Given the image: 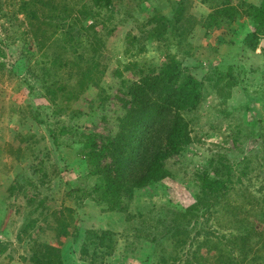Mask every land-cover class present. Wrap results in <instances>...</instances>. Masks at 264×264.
Instances as JSON below:
<instances>
[{
  "label": "rangeland",
  "instance_id": "obj_1",
  "mask_svg": "<svg viewBox=\"0 0 264 264\" xmlns=\"http://www.w3.org/2000/svg\"><path fill=\"white\" fill-rule=\"evenodd\" d=\"M227 2L237 19L210 20ZM260 2L0 0V264H264V32L256 48L243 44L244 10ZM169 65L196 97L181 112L189 140L166 161L170 175L132 187L123 211L100 203L86 142L115 135L118 96ZM173 119L154 112L156 135ZM214 165L232 166L228 191L189 212L197 174Z\"/></svg>",
  "mask_w": 264,
  "mask_h": 264
},
{
  "label": "trees",
  "instance_id": "obj_2",
  "mask_svg": "<svg viewBox=\"0 0 264 264\" xmlns=\"http://www.w3.org/2000/svg\"><path fill=\"white\" fill-rule=\"evenodd\" d=\"M94 1L98 6L110 4V0ZM25 14L36 16L33 11H26ZM239 14L237 7L227 2L215 8L208 17L210 20L220 19L231 23L237 19ZM244 14L250 18L253 30L246 33L243 44L254 49L261 42V34L262 31L264 32V0H261L258 6L248 5ZM180 76L181 73L177 66L169 65L164 69L163 78L156 76L152 79V75L147 74L141 77V81L133 82L126 96H118L123 112L122 115H118L122 121L119 125L120 130L115 135L101 134L86 142L89 148L87 172L100 179L99 184L94 187V190L100 194V203L123 211L125 208L121 206V203L124 204L132 187L140 188L153 184L170 175L166 161L179 154L183 145L189 140L188 124L184 121L181 112L193 108L194 101H196V97L193 100L190 97L194 94L192 87L174 86ZM150 80L152 85L148 87ZM186 80L188 85L196 83L194 78ZM156 88L159 89V94L162 92L163 96L160 102L153 104L149 102L147 94L149 90ZM166 108L174 111L173 122L162 135H156L160 131L156 129L157 124L151 121L153 113L164 112ZM223 167L224 171L214 165L212 174L208 169L197 174L200 194H198L197 203L188 208L189 212L197 210L198 204L202 203H205L208 208L216 204L222 195H225L229 188L228 184L233 180V169L230 165ZM76 231L75 228L74 233ZM207 234L210 238H207L201 245L205 244L210 247L213 245L212 234ZM239 238L240 236H233L227 240L224 236L225 241L228 242ZM195 251L188 253L189 259H192L191 255L197 258L196 253L199 249ZM189 263L194 264L195 261Z\"/></svg>",
  "mask_w": 264,
  "mask_h": 264
},
{
  "label": "crops",
  "instance_id": "obj_3",
  "mask_svg": "<svg viewBox=\"0 0 264 264\" xmlns=\"http://www.w3.org/2000/svg\"><path fill=\"white\" fill-rule=\"evenodd\" d=\"M3 210V204L0 205V211ZM3 264H8V263H3Z\"/></svg>",
  "mask_w": 264,
  "mask_h": 264
},
{
  "label": "water",
  "instance_id": "obj_4",
  "mask_svg": "<svg viewBox=\"0 0 264 264\" xmlns=\"http://www.w3.org/2000/svg\"><path fill=\"white\" fill-rule=\"evenodd\" d=\"M262 45H264V40L262 41Z\"/></svg>",
  "mask_w": 264,
  "mask_h": 264
}]
</instances>
